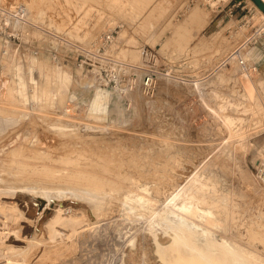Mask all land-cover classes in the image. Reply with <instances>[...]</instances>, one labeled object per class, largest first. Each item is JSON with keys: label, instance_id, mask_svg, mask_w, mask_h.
I'll list each match as a JSON object with an SVG mask.
<instances>
[{"label": "rangeland", "instance_id": "1", "mask_svg": "<svg viewBox=\"0 0 264 264\" xmlns=\"http://www.w3.org/2000/svg\"><path fill=\"white\" fill-rule=\"evenodd\" d=\"M18 2L31 8L23 18L17 9L0 10V264H234L230 246L264 264V177L256 168L264 152V73L258 65L251 72L256 87L249 82L247 90L239 56L230 59L240 49L253 62V47L264 40L255 1L245 0L247 8L233 16L209 0ZM195 8L203 18L196 28L186 20ZM33 58L45 71H68L71 81L63 73L44 94L47 79L38 67L31 73ZM98 88L109 91L106 115L90 109ZM63 116L73 122L64 124ZM82 163L101 177L96 192L102 199L107 193L105 203L72 193L82 186ZM197 177L215 207L191 197ZM27 193H51L58 203L75 197L87 206L63 209L51 230L42 227L47 234L15 249L11 244L24 238ZM182 201L192 204L191 219L213 231L203 239L214 245L198 242L205 259L174 239L168 209Z\"/></svg>", "mask_w": 264, "mask_h": 264}, {"label": "bare ground", "instance_id": "2", "mask_svg": "<svg viewBox=\"0 0 264 264\" xmlns=\"http://www.w3.org/2000/svg\"><path fill=\"white\" fill-rule=\"evenodd\" d=\"M28 2V1H27ZM123 3V2H122ZM258 8V10L262 13V17H264V11L262 10L261 11V9L259 8V6L257 7ZM15 9H19L20 10V14H23V12L24 13H27L28 11H29V9H31V8H29V4H27L26 2H18V0H0V10H2V12L4 13V12H6V13H13V10H15ZM199 11H201V10H199L198 8H195V9H193L191 12H190V14L189 15H187V24H190V25H192V26H194L195 28L197 27V26H200L201 24H202V22H203V18L201 17L200 18V16H199ZM202 12V11H201ZM200 12V13H201ZM205 12V11H204ZM24 15V14H23ZM260 16V15H259ZM206 18V17H205ZM186 20H184L185 22H186ZM206 20V19H205ZM173 21V20H172ZM171 25L172 24H174V22H172V23H170ZM176 24V23H175ZM181 24H184V22L182 23L181 22ZM186 23L184 24L185 26L187 25ZM184 25H181V26H179L180 27V29L182 30V28L184 27ZM189 25V26H190ZM176 26V25H175ZM174 26V27H175ZM177 26V27H178ZM188 26V25H187ZM201 27V26H200ZM184 29V28H183ZM187 29V28H186ZM201 29V28H200ZM174 30H176V27H175V29ZM173 30V31H174ZM188 30H190V29H188ZM187 30V31H188ZM177 31V30H176ZM180 30H178L177 32L178 33H180L179 32ZM36 33V32H35ZM44 33V32H43ZM173 33H176V32H173ZM178 33H176V34H178ZM187 33V32H186ZM42 34V33H41ZM184 33L182 32V35H183ZM181 35V34H180ZM184 35H186V34H184ZM183 35V36H184ZM39 36V35H38ZM182 36V37H183ZM181 37V38H182ZM47 38V37H46ZM178 38V37H177ZM8 41V40H7ZM6 41V42H7ZM157 41V40H156ZM180 41V40H179ZM4 43H5V40H4ZM241 55L243 56V54H242V52H241ZM247 56H248V54H246ZM245 55V56H246ZM246 56V57H247ZM230 59L231 60H235L236 59V57H230ZM36 58H33V61H32V63L30 64V70L32 71L31 73H33L34 72V70L38 67L39 69H40V71H41V73H43L45 76H46V85H44L43 87H42V91H43V93L45 94V93H47L48 92V89H47V87L50 89V88H52L51 86H52V83L54 82V80L55 79H57V81L59 80L58 79V77L60 78V76L63 74V73H66L69 77H70V81H71V74L68 72V71H66V70H64V69H61V68H59V67H56V70L55 71H52V70H46L45 71V66L40 62V61H38L37 60V65L38 66H36L35 65V62H36ZM40 65V66H39ZM45 71V72H44ZM22 68H19V74H20V76H21V82H23V85L25 84V82L23 81L24 80V78L22 77ZM3 79V78H2ZM34 80H35V78H33ZM4 80V79H3ZM244 83H245V86H246V88H247V90H248V83L250 82L251 83V85H253L254 87H256V85H255V83H254V80H253V76L251 75V74H249V73H245L244 74ZM69 81V82H70ZM4 82H5V80H4ZM35 82L37 83V81L35 80ZM60 82H61V84H63V79H62V81H61V79H60ZM6 83V82H5ZM58 84V83H57ZM37 86V85H36ZM108 90H105V89H101V88H98L97 89V92H96V94H95V96H94V98H93V101H92V106H91V111L93 112V113H95V114H99V115H102V114H107L108 113V105H107V97H108ZM35 96V95H34ZM210 98V97H209ZM213 98V97H212ZM214 100V99H213ZM212 102V101H211ZM71 109L72 108H68V107H64V109H63V112H70L71 111ZM210 109V108H209ZM212 109V108H211ZM19 110H23V109H19ZM25 110V109H24ZM214 111V110H213ZM6 112V111H5ZM217 114V113H216ZM230 119H233L234 117H232L231 115H230ZM60 118V117H59ZM61 119H63V120H65L66 121V123H64V124H71V122H73V117H69V116H63V117H61ZM224 122V121H223ZM229 122V121H228ZM231 122V121H230ZM224 124V123H223ZM231 124V123H230ZM233 124V123H232ZM229 127V126H228ZM231 129V128H230ZM17 155H15V157H16ZM84 157V156H83ZM85 158V157H84ZM18 160V159H17ZM85 160H87V159H85ZM106 160V159H105ZM78 162V161H77ZM94 162V161H93ZM105 162H107V161H105ZM25 163V162H24ZM22 165H23V163H21ZM80 164V163H79ZM93 164H95V163H93ZM92 164V165H93ZM30 165V164H29ZM35 165V164H34ZM91 165V166H92ZM82 166H83V168H82V172H81V174H80V176H81V182H82V186L78 189V191L75 189H72V193L73 194H75L76 196H78V197H80V195L82 194V195H84L85 196V198L86 197H88L90 200H92L93 198L94 199H96L97 200V203L99 202V196L101 197V195H98L97 194V192H96V190H98L99 191V189L101 188V187H103V181L100 179V178H98V176H96L95 177V175L92 173V171L91 172H87L88 170H86V169H84V168H90V166L88 165H84L83 163H82ZM81 166V167H82ZM96 167L98 166V164H96L95 165ZM93 167H94V165H93ZM198 167V166H197ZM92 168V167H91ZM199 168V167H198ZM202 168V167H201ZM92 170H93V168H92ZM176 170V169H175ZM204 170V169H203ZM177 171V170H176ZM198 171H199V169H198ZM202 171V170H201ZM208 171V170H207ZM205 172V171H204ZM192 173V172H191ZM194 173V172H193ZM200 173V172H199ZM209 173H211V172H209ZM128 175V174H127ZM178 175V174H177ZM193 175V174H192ZM194 175H195V173H194ZM197 176H198V174H196ZM201 175V174H200ZM208 175V174H207ZM105 176V175H104ZM188 176V175H187ZM191 176V175H190ZM211 176V175H210ZM109 177V176H108ZM107 176H106V178H108ZM124 177V176H123ZM129 177V176H128ZM183 178L184 177H186V176H182ZM199 177V176H198ZM194 178L193 179V182H194V186H193V188L195 187L196 189L194 190V191H192L193 189L189 186V184L188 183H186L187 185H188V187H190L191 188V197H193L194 198V200L196 199V198H198L200 201H203L204 203L205 202H208V200H209V198L208 197H206V195L205 194H200V188H199V186H197L198 184L199 185H202V187H201V189L203 188V183L202 182H204V181H200L201 179L200 178ZM133 178H135V177H133ZM166 178V177H165ZM190 178V177H189ZM191 178H193V177H191ZM209 178H211V177H209ZM177 179V178H176ZM186 178H184V180H185ZM110 180V179H109ZM113 180V179H112ZM126 181H127V179H125ZM165 180V179H164ZM106 181H107V179H106ZM113 181H116V180H113ZM186 181H188V180H186ZM190 181V180H189ZM110 182V181H109ZM117 182H119V180H117ZM183 182H185V181H183ZM192 182V181H191ZM191 182H190V185H191ZM209 181H207V183H208ZM112 183V182H111ZM116 183V182H115ZM120 183H123L122 181L120 182ZM131 183H133V182H131ZM149 183V182H148ZM155 183V182H154ZM168 183V182H167ZM181 183H182V181H181ZM109 184V183H108ZM156 184H158V183H156ZM113 185H114V183H113ZM116 185V184H115ZM165 185H167V184H165ZM182 185V184H181ZM207 185V184H206ZM205 185V186H206ZM30 186V185H29ZM33 186V185H32ZM41 186V185H40ZM104 186H106L105 185V182H104ZM109 186H110V184H109ZM130 186V185H129ZM129 186H127V187H129ZM159 186V185H158ZM184 186V185H183ZM192 186V185H191ZM34 187V186H33ZM42 187V186H41ZM46 187V186H45ZM113 187V186H112ZM118 186L116 185V187H113V189H115V188H117ZM164 187V186H163ZM167 187H168V185H167ZM178 187V186H177ZM179 187H180V185H179ZM184 187H186V186H184ZM47 188V187H46ZM46 188H45V190H46ZM110 188H111V186H110ZM110 188H108V187H106V189H110ZM122 188V187H121ZM120 188V189H121ZM173 188H175V187H173ZM180 188H182V187H180ZM204 188H206V187H204ZM208 189H209V187H207ZM19 189V188H18ZM28 189V188H27ZM30 189V188H29ZM58 189V188H57ZM62 189V188H61ZM61 189H59V190H61ZM105 189V188H104ZM104 189H102V190H104ZM112 189V188H111ZM119 189V187H118V190H120ZM157 189V188H156ZM176 189H179V188H176ZM183 189V188H182ZM185 189V188H184ZM21 190L23 191V194L25 195L26 193H24L25 191L24 190H26L25 189V187L23 188H21ZM32 190H34V189H32ZM40 190V189H39ZM44 190V191H45ZM62 190H64V191H62ZM61 190V192H64L65 193V189H62ZM118 190H117V192H118ZM121 190H123V189H121ZM154 190V189H153ZM163 190V189H162ZM173 190V189H172ZM175 190V189H174ZM181 190V189H180ZM187 190H188V188H187ZM190 190V189H189ZM189 190H188V192H189ZM41 191L43 192V189H41ZM51 191H53V190H51ZM58 191V190H57ZM101 191V190H100ZM106 191V190H105ZM109 191V190H108ZM107 191V192H108ZM123 191H126L125 189L123 190ZM154 191H156V190H154ZM171 191V190H170ZM181 191H183V190H181ZM201 191H203V189L201 190ZM26 192H28V191H26ZM47 192V191H46ZM45 192V193H46ZM163 192V191H162ZM166 192V191H165ZM172 192V191H171ZM170 192V193H171ZM174 192V191H173ZM179 192V191H178ZM204 192H205V190H204ZM29 193H31L30 191H29ZM48 193V192H47ZM98 193H100V192H98ZM168 193V192H167ZM175 193V192H174ZM180 193V192H179ZM185 193V192H184ZM173 194V193H172ZM190 194V193H189ZM189 194H187V195H189ZM42 195H44V194H41L40 193V196H38V197H40L41 198V196ZM50 195H51V193H50ZM50 195H48L47 197H46V195H45V197H43L42 199H40V198H38V197H34V196H31V194L29 195L28 193H27V197H26V199H25V201H26V205H24V206H21V212L23 213V231H24V233H23V239H20L19 241H18V244L19 245H15V244H11V247L12 248H15V249H22V250H26L27 248H28V246L30 245V244H32L33 242H35L36 240H39V237H37L36 236V234L39 236V234H38V232H41V233H44V232H42V227L43 226H47L46 228H49V224H51V222H52V220L54 219V217H55V219L54 220H56V217H58L57 216V213H58V215H59V212L61 213V211L64 209H72V208H74V207H76V206H80L82 209L84 208H86V206L85 205H83L84 203L81 201V199H79V198H75V197H71V199H70V197L69 198H66V199H64V200H61L59 203L58 202H55V197H53V196H50ZM64 195V194H63ZM106 195H107V193H106ZM106 195L105 196H103V199H102V197H101V199H102V201H104V203H105V200H106V198H105V200H104V197H106ZM113 195V194H112ZM111 195V196H112ZM122 195V194H121ZM156 195V194H155ZM170 195V194H169ZM183 195V194H182ZM186 195V194H185ZM61 196V195H60ZM110 196V195H109ZM173 196H174V194H173ZM211 196H212V194H211ZM226 196V195H225ZM56 197H57V195H56ZM62 197V196H61ZM64 197H65V195H64ZM114 197L115 198H117L115 195H114ZM121 197V196H120ZM136 197V196H135ZM171 197V196H170ZM169 197V198H170ZM176 197V199H178V196H174V198ZM179 197H182L181 196V193H180V196ZM184 197V196H183ZM46 198H48L49 200H47ZM52 198V200H50ZM82 198V197H81ZM107 198H108V195H107ZM172 198V197H171ZM187 198V197H186ZM190 198V197H189ZM58 199V198H57ZM61 199V198H60ZM67 199H68V201H67ZM93 199V200H94ZM118 199H120V200H122L123 199V197H121V198H119L118 197ZM117 199V200H118ZM166 199H168V196L165 198V200ZM83 200V199H82ZM92 200V201H93ZM96 200H94V203L96 204ZM113 200V199H112ZM114 200H116V199H114ZM175 200V199H174ZM180 199H178L177 201H179ZM184 200H186V199H184ZM190 200V199H189ZM191 200H193V199H191ZM193 200V201H194ZM198 200V201H199ZM212 200V199H211ZM210 200V201H211ZM217 200V199H216ZM222 200H223V198H222ZM3 201H4V199H3ZM56 201H58V200H56ZM67 201V202H66ZM84 201H86L85 199H84ZM89 201V200H88ZM101 201V202H102ZM187 201V200H186ZM197 201V202H198ZM213 201V200H212ZM215 201V200H214ZM213 201V202H214ZM15 202H16V200H15ZM87 202V201H86ZM90 202V201H89ZM101 202H100V204H101ZM166 202V201H165ZM167 202H168V200H167ZM166 202V203H167ZM197 202L195 203L196 205H198L199 204V202H198V204H197ZM212 202V203H213ZM3 203V202H2ZM5 203V202H4ZM3 203V204H4ZM7 203V202H6ZM18 203V202H17ZM191 203V202H190ZM211 203V202H210ZM209 202H208V204H210ZM216 203H218V202H216ZM215 203V204H216ZM90 204V203H89ZM95 204H94V207L93 208H96L95 207ZM103 204V203H102ZM165 204V203H164ZM215 204L214 205H212V204H210V205H212L213 207H215ZM17 205V204H16ZM92 205V204H91ZM96 205H98V204H96ZM104 205V204H103ZM116 205V204H115ZM192 204H190V205H187L186 203H184V201H182V203H180V204H178L177 203V207H172V208H170V209H168L169 210V215L170 216H168V218H169V220H170V222H171V227H175L176 228V231H175V241L176 242H182V243H184L185 245H187V246H189L192 250H194V251H197L199 254H201V256L205 259V258H207V256L205 255V254H203L202 252H201V249H200V247H198V242H200V241H203V243L205 244V245H208V246H211V245H214L213 243H211L210 241H207V240H205V239H203L204 238V235L207 233V232H209L210 231V233H213V231L211 230V228H210V225L209 224H198V222L197 221H195V219H191L189 216H193V215H195V212L192 210V206H191ZM200 205H202L201 203H200ZM203 205H205L206 206V203L205 204H203ZM218 206H219V204H217ZM53 206V207H52ZM93 206V205H92ZM112 206V205H111ZM110 206V207H111ZM117 206V205H116ZM122 206H123V204H122ZM166 206V205H165ZM164 206V207H165ZM168 206V205H167ZM167 206L165 207V208H167ZM194 206V205H193ZM207 206H209V205H207ZM212 206L210 207V208H212ZM217 206V207H218ZM20 207V206H19ZM79 207V208H80ZM100 208H102V205L101 206H99ZM104 207V206H103ZM106 207V206H105ZM220 207V206H219ZM226 207V206H225ZM118 208V207H117ZM208 208V207H207ZM19 209V208H18ZM212 209H214V208H212ZM211 209V210H212ZM220 209V208H219ZM78 210V209H77ZM94 210H96V209H94ZM102 210H103V208H102ZM106 210V209H105ZM109 210H110V208H109ZM211 210H206V211H208V215H209V221H212L213 220V212L211 211ZM215 210H218V209H215ZM226 210V209H225ZM83 211V210H82ZM84 211H86V210H84ZM83 211V212H84ZM126 211V210H125ZM88 212H90V210L88 209ZM96 212H97V210H96ZM55 213V214H54ZM79 213V212H78ZM106 213V212H105ZM112 213V212H111ZM117 213V212H116ZM119 213H120V211H119ZM128 213V212H127ZM219 213V212H218ZM218 213H215L214 215H216V214H218ZM101 214V213H100ZM114 214V213H113ZM124 214V213H123ZM108 215V214H107ZM219 215V214H218ZM217 215V216H218ZM81 216V215H80ZM85 216V215H84ZM106 216V215H105ZM115 216V215H114ZM156 216V215H155ZM158 216V215H157ZM204 216V215H203ZM216 216V217H217ZM221 216V215H220ZM99 217H101V216H99ZM125 217V216H124ZM64 218V217H63ZM80 218V217H79ZM217 218H219V217H217ZM222 217H220V219H221ZM69 219V218H68ZM71 219V218H70ZM97 219V218H96ZM53 220V221H54ZM221 220H223V219H221ZM227 220V219H226ZM81 221H83V220H81ZM98 221V220H97ZM157 221V220H156ZM57 222V221H56ZM95 222V221H94ZM55 223V222H54ZM53 223V224H54ZM96 223V222H95ZM58 224V223H57ZM148 225V224H147ZM200 225H202V231H200L201 233H198L196 230H195V228H197V226H200ZM54 228V227H53ZM50 229V228H49ZM52 229V228H51ZM50 229V230H51ZM54 229H56V228H54ZM254 229V228H253ZM44 230V229H43ZM48 231V230H47ZM55 231V230H54ZM2 232V231H1ZM49 232H51V231H49ZM46 233V232H45ZM44 233V234H45ZM57 233V232H56ZM146 233V232H145ZM44 234H42V235H44ZM47 234V233H46ZM144 235V234H143ZM46 236V235H45ZM170 236V235H169ZM44 237V236H43ZM47 237V236H46ZM45 237V238H46ZM161 237V236H160ZM171 237V236H170ZM22 238V237H21ZM40 238H42V237H40ZM49 238V237H48ZM148 238H149V236H148ZM172 238V237H171ZM170 238V239H171ZM229 238V237H228ZM25 239V240H24ZM26 239L28 240L27 241V244L28 245H24V246H22V243L21 242H24L25 243V241H26ZM141 239V238H140ZM143 239V238H142ZM203 239V240H202ZM17 239L15 238V240L13 239L12 241L13 242H15ZM139 240V239H138ZM164 240V239H163ZM166 240V239H165ZM41 241V240H40ZM44 241V240H43ZM49 240H47V242H48ZM145 241V240H144ZM167 241H169V240H167ZM37 242V241H36ZM39 242V241H38ZM45 243H46V241H44ZM163 242V241H162ZM23 243V244H24ZM149 243V242H148ZM161 243V242H160ZM167 243V242H166ZM10 244V243H9ZM43 244V243H42ZM227 242H224L223 243V246H227ZM242 244V243H241ZM39 245V244H38ZM146 245H147V243H146ZM167 245V244H166ZM50 246V245H49ZM10 247V248H11ZM148 247V246H147ZM236 247V246H235ZM44 248V247H43ZM46 248V247H45ZM154 248V247H153ZM7 249V248H6ZM138 249V248H137ZM242 249V248H241ZM144 250V249H143ZM150 250V249H149ZM148 250V251H149ZM159 250V249H158ZM244 250V249H243ZM238 251V250H237ZM150 252V251H149ZM228 253H232L233 255H234V264H246V263H251V264H261V263H257L258 261H253L251 258H250V256L248 255V254H246V253H243V254H238V253H236L235 251H234V249H233V247H231L230 246V248H229V250L227 251ZM43 253V252H42ZM159 253V252H158ZM143 254V253H142ZM178 254V253H177ZM254 255V254H253ZM149 256V255H148ZM140 257V256H139ZM255 257H257V256H255ZM259 258V257H258ZM152 260V259H151ZM256 260H257V258H256ZM162 261V260H161ZM264 261V260H263ZM154 264V263H153Z\"/></svg>", "mask_w": 264, "mask_h": 264}, {"label": "built area", "instance_id": "3", "mask_svg": "<svg viewBox=\"0 0 264 264\" xmlns=\"http://www.w3.org/2000/svg\"><path fill=\"white\" fill-rule=\"evenodd\" d=\"M209 2L211 3L210 5H212V7L215 9H218V10L219 9H221V10L228 9L230 16L234 15L236 8H241L242 10H245L247 8V5L244 3L245 0H209ZM18 12H20L19 9H18ZM23 14L25 15L24 12H23ZM23 14H20V15H22V16H20V18L24 17ZM263 31H264V29L260 31V34ZM111 36L112 35H107V40L110 39ZM236 55L239 56L240 65L242 67V70L245 73L251 74V72L258 70V64L256 62H254V61L250 62V61L242 58L240 49L233 52L231 56L234 57ZM153 81H154L153 76L148 75L144 81L145 87L151 88L153 85ZM256 168H257L258 174L261 175L262 177H264V152H263L262 157H260V159H258Z\"/></svg>", "mask_w": 264, "mask_h": 264}, {"label": "crops", "instance_id": "4", "mask_svg": "<svg viewBox=\"0 0 264 264\" xmlns=\"http://www.w3.org/2000/svg\"><path fill=\"white\" fill-rule=\"evenodd\" d=\"M252 51H253L252 54L253 61L259 65L260 71L264 73V40L261 41L259 45H255ZM173 66H175L176 68L178 67L181 68L183 65L180 64V62L179 63L176 62Z\"/></svg>", "mask_w": 264, "mask_h": 264}, {"label": "water", "instance_id": "5", "mask_svg": "<svg viewBox=\"0 0 264 264\" xmlns=\"http://www.w3.org/2000/svg\"><path fill=\"white\" fill-rule=\"evenodd\" d=\"M254 1L259 6V8L264 11V1L263 0H254Z\"/></svg>", "mask_w": 264, "mask_h": 264}]
</instances>
